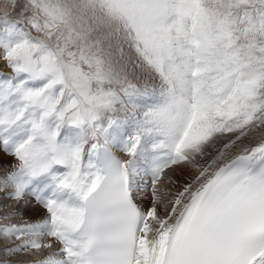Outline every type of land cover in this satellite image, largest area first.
<instances>
[{
  "label": "snow or ice",
  "instance_id": "1",
  "mask_svg": "<svg viewBox=\"0 0 264 264\" xmlns=\"http://www.w3.org/2000/svg\"><path fill=\"white\" fill-rule=\"evenodd\" d=\"M0 264H264V0H0Z\"/></svg>",
  "mask_w": 264,
  "mask_h": 264
},
{
  "label": "rangeland",
  "instance_id": "2",
  "mask_svg": "<svg viewBox=\"0 0 264 264\" xmlns=\"http://www.w3.org/2000/svg\"><path fill=\"white\" fill-rule=\"evenodd\" d=\"M14 158L12 157H6L4 158V163H11L13 162ZM176 176L179 177L181 180H185L188 178V170H178L176 173Z\"/></svg>",
  "mask_w": 264,
  "mask_h": 264
}]
</instances>
